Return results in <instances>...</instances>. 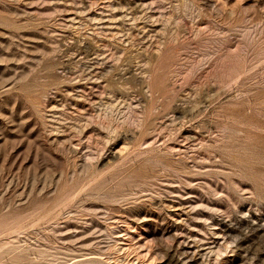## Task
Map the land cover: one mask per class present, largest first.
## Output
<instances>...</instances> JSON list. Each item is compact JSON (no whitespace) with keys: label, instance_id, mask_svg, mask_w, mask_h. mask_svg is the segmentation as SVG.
Listing matches in <instances>:
<instances>
[{"label":"rangeland","instance_id":"1","mask_svg":"<svg viewBox=\"0 0 264 264\" xmlns=\"http://www.w3.org/2000/svg\"><path fill=\"white\" fill-rule=\"evenodd\" d=\"M0 264H264V0H0Z\"/></svg>","mask_w":264,"mask_h":264}]
</instances>
